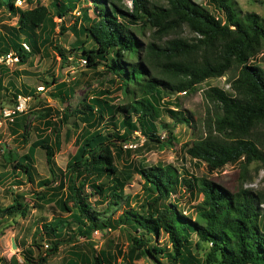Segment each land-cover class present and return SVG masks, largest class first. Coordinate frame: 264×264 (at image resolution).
I'll use <instances>...</instances> for the list:
<instances>
[{
  "label": "trees",
  "instance_id": "1",
  "mask_svg": "<svg viewBox=\"0 0 264 264\" xmlns=\"http://www.w3.org/2000/svg\"><path fill=\"white\" fill-rule=\"evenodd\" d=\"M15 1L0 0V12L6 7L15 15ZM26 1L33 8L19 10V24L10 28L15 41L20 39L21 34L30 37L34 29L43 28L50 14L48 7L40 2ZM82 1L95 3L99 15V21L87 30V36L82 41L81 51L87 67L99 68L106 63L109 73L122 76L123 86L135 84L140 87L146 96H150L152 105L141 99L105 108L111 122L120 120L125 132L118 135L117 140L87 144L86 150L78 152L77 160L66 166L64 180L56 189L61 192L66 190V197L58 204L60 206L61 203L66 212L72 213L78 232L74 238L79 235L90 237L95 230L108 229L112 216L123 209L127 199L131 198L125 193L127 180L122 178L116 160L124 151L119 143H127L133 133L131 129L136 127L134 116L147 140L163 149L165 142L156 136L155 115L151 113L156 110V105H161L164 96L188 93L206 80L224 76L234 66L240 67L238 77L231 82L234 94L220 88L208 90L207 101L218 108L209 125L212 130L209 127L205 137L192 140L185 148L192 159L206 163L210 173L229 164H240L239 179L242 183L251 180L248 171L251 164L259 161L264 167V131L259 132V128L264 127V70L251 63L263 51L264 23L260 16L251 13L239 16L231 0H208L211 6L225 14L224 20L191 0H164L166 5H155L149 0H132V9L121 8L118 2L122 0H55L52 6L58 16L64 18ZM79 11L80 17L81 14L86 15L85 8H79ZM62 23L60 28L64 33L67 28ZM132 25L152 30L154 40L142 45L134 37ZM76 28L74 24L72 30ZM185 29L196 36L183 37ZM172 36L174 38H170ZM50 41L48 34L42 45ZM89 41L91 47L87 48L85 46ZM13 45L24 61L28 59L20 44L14 42ZM40 46L37 43L34 52L39 51ZM56 49L66 60L62 48ZM125 53L136 61L126 60ZM142 53L144 56H141ZM3 54L8 53L0 51V55ZM100 100L98 98L93 104L85 105L84 110L96 115L92 124H88L89 119L85 117L88 114L83 111L78 113L82 115L81 121L91 128L99 126L104 120L103 114L95 109ZM4 110L2 108L1 113ZM166 112L171 116L178 115L170 109ZM17 116H11L13 121L9 122L13 131L20 119ZM55 134L59 139L58 130ZM42 142H38L41 145L36 144V148L40 146L46 152L48 165L55 174L52 167L54 146ZM31 160L16 161L14 167L31 175ZM57 171L61 173L59 169ZM138 171L145 180L142 183V205L139 212L126 210L124 216L126 220H134L141 235L131 237L133 247L128 263L150 255L156 257L148 243L153 234L159 236L164 231L172 247L171 251L165 250L163 254L169 264H189L193 247L200 250L202 244L210 246L206 264H264V193L241 185L236 191H230L206 177L187 178L172 165L140 167ZM46 184L47 190H51L49 183ZM181 189L189 194L191 203H196L187 214H183L179 205L183 196ZM177 191L179 198L168 203L169 197ZM15 204L17 207L12 208L14 213L25 208L20 198L15 199ZM34 236V251L40 252L43 242L50 236ZM193 236L198 238L195 245ZM60 245L61 242L52 243V250L47 251L45 256L39 255L38 262L33 257H29L28 262L46 264V257L53 254L50 252H57ZM112 261L97 255L95 262L90 263L88 258H84L82 264H110Z\"/></svg>",
  "mask_w": 264,
  "mask_h": 264
},
{
  "label": "rangeland",
  "instance_id": "2",
  "mask_svg": "<svg viewBox=\"0 0 264 264\" xmlns=\"http://www.w3.org/2000/svg\"><path fill=\"white\" fill-rule=\"evenodd\" d=\"M52 1L55 0L33 2L34 4L40 2L47 6L49 17L43 28L34 29L30 37L28 34H21L18 41L11 36L10 28L18 26L21 15L19 10H24L25 3L15 1L17 8L15 15L11 14L6 7H3L0 12V51H6L8 54L17 52L13 45L16 42L23 48L28 46L32 52L29 54L24 49L23 52L28 56L25 61L21 59L11 63H0V209L2 210L0 213V264H34L28 262L29 257H33L35 262H38L39 255L41 257L48 254L47 251L52 250V243L55 242H61V245L57 252H50L53 254L46 257V264H82L84 258H88V261L93 263L97 255L112 259L110 264H169L163 254L165 250L171 251L172 247L164 231L159 236L153 234L148 243V247L156 257L150 255L145 259L128 263L129 253L133 247L131 237L139 236L141 232L138 226H135L134 220H126L124 215L126 210L134 213L140 211L139 207L142 205L140 200L143 196L142 183H145L144 178L139 176L140 167L146 169L159 165H173L187 178L206 177L230 191H236L241 185L264 193V167L261 162L250 165L248 171L251 180L242 183L239 179L240 164H229L210 173L206 163L192 159L185 148V145L192 140L205 137L209 127L211 129L209 125L213 122L218 108L207 101L208 90L217 87L228 94H234L231 82L238 77L240 67L234 66L221 78H212L200 83L195 90L188 93L179 95L180 92H178L169 99H162L161 105L155 104L156 110L151 113L155 115L156 136L161 140L165 139L163 149H160L155 142L147 140V136L137 126L138 122L134 116L133 122L135 121L136 127L131 129L133 133L130 141L135 147L122 151L121 158L116 160L122 178L125 177L127 180L125 193L131 198L127 199L123 209L112 216L113 220L108 229L95 230L90 237L79 235L74 238L78 232H76L77 225L72 213L66 212L61 207V203L60 206L58 204L66 197V190L61 192L56 189L64 180L62 179L64 169L70 164L69 162L77 160L78 152L86 150L87 144L117 140V136L125 132L124 127L120 126V120L117 123L111 122L110 114L104 111L105 108L111 105H126L141 99L151 105L152 103L150 96H146L135 84L123 86L122 76L109 73L106 63L99 68L87 67V61L81 49L87 30L99 21L95 3L82 1L74 11L62 18L56 13ZM149 1L155 5H166L164 0ZM191 1L203 6L217 18L225 19V14L211 6L208 0ZM231 2L239 16L256 14L264 23V0H231ZM118 3L123 9L131 8V0H122ZM79 8L80 10L85 8L86 15L81 14L80 17ZM61 22H64L62 24L67 28L64 33L60 28ZM74 24L77 28L72 30ZM131 31L142 45L154 40L153 31L149 28L132 25ZM42 34L43 37L40 38ZM48 34L51 41L42 45L43 39H47ZM182 36L189 38L196 35L190 34L185 29L182 31ZM37 43L41 46L35 53L34 46ZM56 47L62 48L66 60L60 52H57ZM85 47H91L90 41ZM125 59L131 62L136 61L128 53L125 54ZM251 63L264 70V43L262 54L252 59ZM104 74L106 76L101 77ZM53 79L55 81H52ZM57 85L60 86L59 89L56 88ZM19 96L32 99L28 103L27 110L17 116L20 119L13 131L9 123L13 120L5 116L4 112L1 113V109L11 111ZM98 98L101 100L95 109L103 114L104 120L99 126L91 128L81 121L82 115L78 113L83 111L85 115L88 114L84 116L89 119L88 124H92L96 115H91L89 110L84 108L93 104V101ZM169 109L178 115L167 114L166 111ZM211 118L212 121H210ZM182 119H185V122H182ZM165 124L168 127L164 128ZM56 130L59 131V139L56 138ZM263 131L262 126L259 132ZM112 134L115 135L110 137ZM38 142L54 146L55 156L52 167L55 174L48 165L46 152L40 146L36 148V144L41 145ZM130 145L131 143L127 142L126 148ZM28 159L32 163L31 175L14 167L16 161ZM58 169L63 176L57 171ZM47 182L48 188H51L49 191ZM181 191L183 193L179 204L181 210L183 214L190 213L189 208L196 203L194 201L191 203L188 199L189 194L186 195L183 189ZM173 194L169 197L171 199L168 203L179 198L178 191ZM16 198H20L25 208L14 213L12 208L17 207ZM100 216L102 217V214ZM262 226L263 222H261ZM42 234L50 236V239L43 242V250L40 253L37 250L34 251L36 240L34 235ZM193 241L195 245L198 238L193 236ZM209 250L208 244H202L200 250L194 246L189 264H206ZM30 252L32 254H29Z\"/></svg>",
  "mask_w": 264,
  "mask_h": 264
},
{
  "label": "clouds",
  "instance_id": "3",
  "mask_svg": "<svg viewBox=\"0 0 264 264\" xmlns=\"http://www.w3.org/2000/svg\"><path fill=\"white\" fill-rule=\"evenodd\" d=\"M16 2L18 3V2H23V3H25V5H26V7H24L23 9H31V8H33V5L32 4H28L27 3V1L26 0H16ZM15 5H16V3H15ZM45 6V5H44ZM130 9H132V0H131V8ZM28 47V46H27ZM29 48V47H28ZM24 49L29 53V54H31L32 52H30L31 50H30V48H29V50H27L26 49V47L24 46ZM11 54H13L16 58H18V61H20L22 58H21V56L18 54V51L17 52H15V53H11ZM126 54V53H125ZM6 55H8V54H3V55H0V56H6ZM23 60V59H22ZM129 61V60H128ZM129 62H131V61H129ZM134 63V62H133ZM219 78H221V77H219ZM212 79V78H211ZM207 81V80H206ZM212 88H217V87H212ZM211 89V88H210ZM182 93H186V92H180L179 93V95L180 94H182ZM173 96V95H172ZM171 96V97H172ZM171 97H166V96H164L162 99H169V98H171ZM31 97L30 98H24L23 96H19V98H18V100H17V102H16V104H15V106H13L12 107V109L11 110H13V111H15L16 110V108L20 105V100H22V102H23V104L25 105V107L23 108L24 109V111H22V112H18L17 111V114L16 115H20V114H22V113H24L26 110H27V108H28V103H29V101H31ZM29 106H30V104H29ZM177 111V110H176ZM161 141H165V139H162ZM128 142H130L131 143V145L129 146V148H126V146H127V143H124L123 144V149L124 150H128V149H133L135 146H133L132 145V141H128ZM136 148H138V146L136 147ZM135 148V149H136ZM159 166H162V165H159ZM158 166V167H159ZM168 166V165H167ZM173 166V165H172ZM176 169V168H175ZM65 170L66 169H64V176H65ZM179 173H181L182 174V172H179ZM137 174V173H136ZM61 175L63 176V173L61 172ZM64 176H63V178H64ZM140 176V175H139ZM62 178V179H63ZM143 181V180H142ZM179 195V194H178ZM182 198V197H181ZM125 206V205H124ZM124 206H123V208H124ZM264 207V206H263ZM185 214H187V212L185 213ZM46 247H47V245H46Z\"/></svg>",
  "mask_w": 264,
  "mask_h": 264
},
{
  "label": "built area",
  "instance_id": "4",
  "mask_svg": "<svg viewBox=\"0 0 264 264\" xmlns=\"http://www.w3.org/2000/svg\"><path fill=\"white\" fill-rule=\"evenodd\" d=\"M25 47H26L27 50H29V48L27 46H25ZM14 60H18V58H16L13 54H8L6 56H0V63H2V62L11 63ZM24 107H25V105L23 104L22 100H20V105L16 108L15 111H13V110H11V111L4 110V114H5V116L11 117L13 115H16L17 111L18 112L24 111V109H23Z\"/></svg>",
  "mask_w": 264,
  "mask_h": 264
},
{
  "label": "water",
  "instance_id": "5",
  "mask_svg": "<svg viewBox=\"0 0 264 264\" xmlns=\"http://www.w3.org/2000/svg\"><path fill=\"white\" fill-rule=\"evenodd\" d=\"M15 248V247H14Z\"/></svg>",
  "mask_w": 264,
  "mask_h": 264
}]
</instances>
